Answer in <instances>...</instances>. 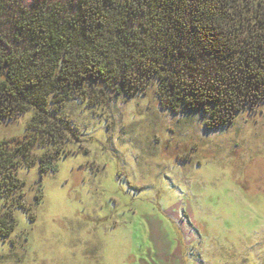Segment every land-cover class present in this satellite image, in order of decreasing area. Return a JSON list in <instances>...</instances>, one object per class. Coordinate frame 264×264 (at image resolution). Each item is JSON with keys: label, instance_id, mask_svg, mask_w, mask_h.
Segmentation results:
<instances>
[{"label": "rangeland", "instance_id": "rangeland-1", "mask_svg": "<svg viewBox=\"0 0 264 264\" xmlns=\"http://www.w3.org/2000/svg\"><path fill=\"white\" fill-rule=\"evenodd\" d=\"M0 1L7 30L32 0ZM156 85L65 102L55 168L17 169L30 209L14 208L0 264H264V100L212 126L162 107ZM30 113L1 120L0 139L22 135Z\"/></svg>", "mask_w": 264, "mask_h": 264}, {"label": "trees", "instance_id": "trees-1", "mask_svg": "<svg viewBox=\"0 0 264 264\" xmlns=\"http://www.w3.org/2000/svg\"><path fill=\"white\" fill-rule=\"evenodd\" d=\"M0 1V9H1ZM157 82L162 107L200 110L212 126L264 100V0H32L0 29V237L29 210L19 166L55 168L70 124L62 107L129 97ZM37 148H41L37 152Z\"/></svg>", "mask_w": 264, "mask_h": 264}]
</instances>
